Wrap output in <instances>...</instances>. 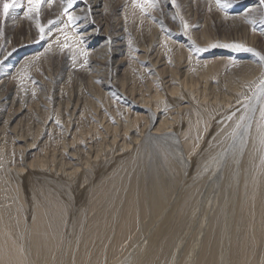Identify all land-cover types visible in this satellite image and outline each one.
<instances>
[{"label": "bare ground", "instance_id": "6f19581e", "mask_svg": "<svg viewBox=\"0 0 264 264\" xmlns=\"http://www.w3.org/2000/svg\"><path fill=\"white\" fill-rule=\"evenodd\" d=\"M130 3L25 0L0 27V264H264L262 60L174 1L139 38ZM263 6L217 11L258 31ZM50 32L70 41L43 94Z\"/></svg>", "mask_w": 264, "mask_h": 264}, {"label": "rangeland", "instance_id": "374dc122", "mask_svg": "<svg viewBox=\"0 0 264 264\" xmlns=\"http://www.w3.org/2000/svg\"><path fill=\"white\" fill-rule=\"evenodd\" d=\"M130 1H131V3L129 5V7L127 8L128 17H129V20L131 22L130 26H134V30L136 31V34L139 38H144L145 35L146 36L149 35L148 33L151 34L152 29L154 27L151 25V24H154V22L149 21V20H143L142 15L147 14L148 16L154 17L155 14H159L160 12L164 11V9L160 8V7H162V4L165 3V1H174L177 10L181 11L182 14H183L182 9L184 7L186 9L188 8L190 10V14L192 16L188 21H191L194 17H196V19H199V18H206L207 19V22L211 26V29L213 28L212 30L213 31L215 30L214 32L212 30H210L212 33H210L208 31V35H210V37H212L211 39L213 41L214 40H216V41L221 40L222 41L226 37V39H225L226 41L228 40L231 43L241 44V45H244L245 47H251L256 52L260 51L259 52L260 55L264 56V37H263L264 34H261V32L264 31L263 29L255 31L256 30L255 27H254V29H253V27L250 28L234 17L229 18V17L225 16V14L222 13L223 11H221V12L217 11L221 8L220 4H227V6L232 7V8H239V7L245 8L247 6V3L250 0H220V4L217 3V0H130ZM4 2H5V0H0V27H1V29H3L2 26H4V30L11 32V26H10V23L12 22L11 19H13L17 16V15H14L13 12L17 9L22 8L25 5V0H8L9 3H13L15 6L9 8L7 15H5L3 12V3ZM138 4H145L146 7L142 9L141 7L138 6ZM46 7H47L46 8V17L51 18L52 15H50V12H51L52 6H50L49 4H46ZM262 8L264 9V6ZM170 11L171 10H169V9L166 10V14L168 16L170 15ZM217 12H219L221 15L225 16V18L222 17L223 19L220 18L221 19L220 22H218L216 20L217 18L215 19V14ZM9 15H10V17H9ZM226 18H227V20H226ZM169 23H170V21L165 19L164 23H161V24L166 25ZM72 30H73V33L74 32L80 33V27L76 28V29H75V27H73ZM163 33L165 34L167 39H173V37H171V35H169L165 30H163ZM256 33H257V35H256ZM1 34H2V31L0 30V36H1ZM48 35H49V40L52 43V45L48 48L38 47V48H41V49L37 50L38 52L42 53L41 56L31 66H29L28 68L25 69L27 71V73L30 71L32 72V77L37 76L34 80H36V81L38 80V81L42 82L40 84V92H42L43 94L46 93V90L43 89L44 84H48V82H49L50 78L53 76L54 72L58 71V69L60 68L59 58L62 54V50H61V48H58V46L56 44L61 43V42L70 41L68 37H64V38H56L53 42V32L48 33ZM25 37L27 38V36H25ZM14 40L15 39H13V41ZM206 40L205 41L203 40L202 42L206 43ZM138 44L143 45L144 41L141 40L138 42ZM254 58L260 60L259 56L255 55ZM85 59L86 58L84 57L82 60H85ZM258 65L262 70L261 72H263L264 71V61H260V64H258ZM34 68L35 69L37 68L38 72L33 71ZM254 70H255V68H254ZM254 70H253V72L256 73L257 71L256 70L254 71ZM254 73H252V74H254ZM238 74H239L238 72H235L233 75H238ZM21 76H22V78L25 77V75L20 73L16 82L20 83L19 78ZM22 80L24 81V79H22ZM34 80H32V81H34ZM73 81H74V78L71 80V84ZM75 81H79V83L82 85H85L84 83H86L81 78H79V79L76 78ZM138 84H139V82H138ZM185 164H186L185 160L182 159L179 161V165H178L179 166V168H178L179 175L178 176L176 175V177L174 179L175 180L174 183H175L177 188L180 187L183 180L185 179V177H184V171H185L184 166H185ZM193 167L195 168V165H193ZM188 170H186V174H188ZM215 171H218V170H215ZM211 175L213 177L216 176L215 183H217L219 181V178H220L219 174L217 173V175H215V173L212 172ZM186 177L190 178V175H187ZM197 179L198 178L192 179L191 182L193 180H196V183H197ZM208 198L211 199L212 197L210 198V196L208 195Z\"/></svg>", "mask_w": 264, "mask_h": 264}, {"label": "snow or ice", "instance_id": "6c2138e0", "mask_svg": "<svg viewBox=\"0 0 264 264\" xmlns=\"http://www.w3.org/2000/svg\"><path fill=\"white\" fill-rule=\"evenodd\" d=\"M260 2L262 4H264V0H260ZM28 3L30 5V11H32L33 9L35 11H39L40 8V4H41V0H28ZM217 3L220 4V0H217ZM15 6L13 3H9L8 0H5V2L3 3V12L5 15H7L8 10L10 7ZM139 7H141L142 9L146 7L145 4H138ZM221 7H227V4H220ZM69 7H71V2L69 3ZM69 19H71V17H69ZM41 32H43V28H41ZM43 38V37H41ZM224 47H230V48H234L237 51H246V52H250V53H255L256 56H259V58L264 61V56L260 55L259 52H255L254 49L252 48H247L244 45L241 44H232V45H223Z\"/></svg>", "mask_w": 264, "mask_h": 264}]
</instances>
